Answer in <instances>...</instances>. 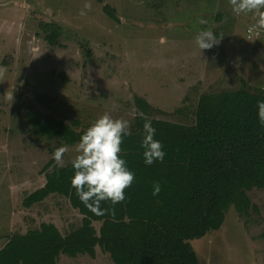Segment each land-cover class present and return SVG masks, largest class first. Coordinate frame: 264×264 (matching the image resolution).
I'll return each mask as SVG.
<instances>
[{"label":"rangeland","instance_id":"1","mask_svg":"<svg viewBox=\"0 0 264 264\" xmlns=\"http://www.w3.org/2000/svg\"><path fill=\"white\" fill-rule=\"evenodd\" d=\"M215 1L198 8V0H104L116 10V22L97 0H0V68L5 70L0 78V249L10 236L42 223L56 225L64 235L82 223L79 211L59 195L23 205L45 185L41 171L57 149H67L62 163L56 161L61 167L78 155V143L34 134L25 115L35 109L66 123L78 120L76 129L83 131L105 113L127 120L131 135L123 137L120 157L135 174L125 190L129 204L135 201L131 215L142 212L168 224L170 197L153 196V186L158 182L165 191L180 182L196 141L200 96L240 89L264 93V30L249 33L256 19L233 13L229 0ZM89 2L91 10H85ZM225 9L231 13L220 19ZM81 10L87 14L81 16ZM41 22L59 23L67 47L37 36ZM206 30L219 43L201 52L195 37ZM7 93L13 100L5 99ZM139 112L156 129L163 162L144 163L145 120ZM191 244L199 264H264V190L245 189L221 229ZM99 250L96 260L63 255L59 264H112Z\"/></svg>","mask_w":264,"mask_h":264},{"label":"trees","instance_id":"2","mask_svg":"<svg viewBox=\"0 0 264 264\" xmlns=\"http://www.w3.org/2000/svg\"><path fill=\"white\" fill-rule=\"evenodd\" d=\"M97 1L104 4V0ZM103 11L120 22L110 5L104 4ZM65 32L59 23L41 22L37 36L43 34L49 45L65 48ZM261 100L264 93L246 89L200 96L195 109L196 141L187 151L182 178L177 186H166L167 190L158 194L163 200L166 194L170 197L167 225L144 217L142 212L131 215L135 201L129 204L126 191L125 200L114 206V217L95 214L71 186L72 163L61 167L51 159L41 171L45 185L23 205L30 208L52 195L62 196L82 215L81 226L64 235L56 225L42 223L38 229L14 234L0 249V264H59L63 255L96 260L98 248L112 264H199L191 242L220 230L229 208L245 189L264 190V127L257 109ZM25 117L36 136L66 145L77 144L85 132L76 129L78 120L66 123L38 109ZM111 207L109 202L100 204L102 210Z\"/></svg>","mask_w":264,"mask_h":264},{"label":"clouds","instance_id":"3","mask_svg":"<svg viewBox=\"0 0 264 264\" xmlns=\"http://www.w3.org/2000/svg\"><path fill=\"white\" fill-rule=\"evenodd\" d=\"M233 13L236 15L252 14L256 18L255 28L264 30V0H229ZM85 10H91V3H85ZM81 16L86 11L81 10ZM207 23L205 20L199 21ZM252 31V29H250ZM220 41V40H219ZM195 43L201 50H210L218 44L217 37L211 30L200 31L195 37ZM0 68V78L4 75ZM6 100H13L11 93L5 94ZM258 120L264 127V100L257 101ZM144 120L141 148L146 165L155 161L163 162L165 153L162 144L154 139L156 129L151 120L143 112L138 113ZM131 135L130 124L124 119H113L108 113L98 118L80 137L76 151L78 155L72 161L75 170L71 186L76 190L80 201L97 215L111 214L115 216L116 204L125 200V190L134 182L135 174L126 166V161L120 157L123 137ZM66 148H59L54 154L58 163H62ZM161 191L159 183L153 186V196ZM101 202H109L113 207L101 209Z\"/></svg>","mask_w":264,"mask_h":264},{"label":"crops","instance_id":"4","mask_svg":"<svg viewBox=\"0 0 264 264\" xmlns=\"http://www.w3.org/2000/svg\"><path fill=\"white\" fill-rule=\"evenodd\" d=\"M205 0H198V4H197V7L199 8V6L201 5L200 3H206V2H204ZM210 2L212 1V2H217V1H215V0H209ZM202 12V11H201ZM229 11L227 10V9H225V12L224 13H221V15H220V19L223 17V14H225V13H228ZM229 13H231V11L229 12ZM204 14H201V19H203V18H205L206 17V15H204L205 17H202ZM199 16H200V14H199ZM248 16H252L253 17V19H256L255 17H254V15H252V14H248ZM230 21H233L232 19H229V21L228 22H230ZM232 23H234V22H232Z\"/></svg>","mask_w":264,"mask_h":264},{"label":"built area","instance_id":"5","mask_svg":"<svg viewBox=\"0 0 264 264\" xmlns=\"http://www.w3.org/2000/svg\"><path fill=\"white\" fill-rule=\"evenodd\" d=\"M250 29H252V31H250ZM250 29L248 30L249 33H252V32H254L256 30L255 26L251 27Z\"/></svg>","mask_w":264,"mask_h":264}]
</instances>
